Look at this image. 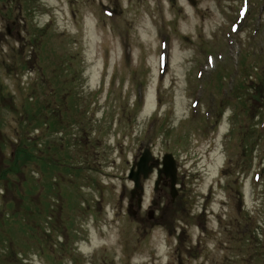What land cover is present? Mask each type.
<instances>
[{
  "label": "rangeland",
  "instance_id": "rangeland-1",
  "mask_svg": "<svg viewBox=\"0 0 264 264\" xmlns=\"http://www.w3.org/2000/svg\"><path fill=\"white\" fill-rule=\"evenodd\" d=\"M194 1L0 0V264H264V0Z\"/></svg>",
  "mask_w": 264,
  "mask_h": 264
},
{
  "label": "water",
  "instance_id": "water-1",
  "mask_svg": "<svg viewBox=\"0 0 264 264\" xmlns=\"http://www.w3.org/2000/svg\"><path fill=\"white\" fill-rule=\"evenodd\" d=\"M153 159L149 152H146L143 157L141 158L140 162L137 164L138 170L137 172L132 171L130 174V179L134 181L135 186L137 189L142 190L140 185L141 175L144 176L146 179L148 175L152 172L153 168L156 166L152 164L151 166H148V163L152 162ZM175 161L173 160V157L171 155H166L163 159V172L166 176V178H170L171 180V191H172V197L175 198L177 195V192L175 191V186L177 183L176 173L177 169H175Z\"/></svg>",
  "mask_w": 264,
  "mask_h": 264
},
{
  "label": "trees",
  "instance_id": "trees-1",
  "mask_svg": "<svg viewBox=\"0 0 264 264\" xmlns=\"http://www.w3.org/2000/svg\"><path fill=\"white\" fill-rule=\"evenodd\" d=\"M258 133V132H257Z\"/></svg>",
  "mask_w": 264,
  "mask_h": 264
}]
</instances>
